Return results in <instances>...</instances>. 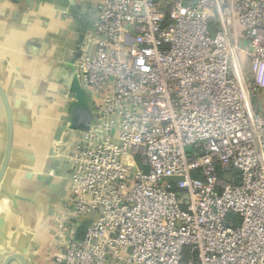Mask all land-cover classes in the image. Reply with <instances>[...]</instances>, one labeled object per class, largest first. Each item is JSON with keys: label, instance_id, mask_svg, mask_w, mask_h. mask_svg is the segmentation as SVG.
Wrapping results in <instances>:
<instances>
[{"label": "built area", "instance_id": "2783aa9c", "mask_svg": "<svg viewBox=\"0 0 264 264\" xmlns=\"http://www.w3.org/2000/svg\"><path fill=\"white\" fill-rule=\"evenodd\" d=\"M67 1L92 122L53 264H264V0Z\"/></svg>", "mask_w": 264, "mask_h": 264}, {"label": "crops", "instance_id": "0c3cea01", "mask_svg": "<svg viewBox=\"0 0 264 264\" xmlns=\"http://www.w3.org/2000/svg\"><path fill=\"white\" fill-rule=\"evenodd\" d=\"M95 18L90 3L0 0V85L13 110L12 153L0 184V264L10 253L53 264V220L70 178L61 152L81 133L69 128L67 86L77 42ZM5 137L0 101V164Z\"/></svg>", "mask_w": 264, "mask_h": 264}, {"label": "water", "instance_id": "95a60500", "mask_svg": "<svg viewBox=\"0 0 264 264\" xmlns=\"http://www.w3.org/2000/svg\"><path fill=\"white\" fill-rule=\"evenodd\" d=\"M74 3V2H71ZM83 35V34H82ZM80 40L77 42L73 56H78ZM73 63V62H72ZM67 94L73 99V105L70 111V129L74 131L85 132L89 124L92 122V113L87 100L85 91L80 86L78 79L73 72L72 79L67 86ZM0 101L2 103L6 117V137L5 145L0 164V184L8 168L9 160L12 153L13 142V110L9 99L0 85ZM71 173V171H70ZM0 238L4 239V235L0 234ZM12 261H18L20 264H32L25 253H10L4 259L2 264H9Z\"/></svg>", "mask_w": 264, "mask_h": 264}, {"label": "trees", "instance_id": "16d2710c", "mask_svg": "<svg viewBox=\"0 0 264 264\" xmlns=\"http://www.w3.org/2000/svg\"><path fill=\"white\" fill-rule=\"evenodd\" d=\"M4 145H5V142H4Z\"/></svg>", "mask_w": 264, "mask_h": 264}]
</instances>
